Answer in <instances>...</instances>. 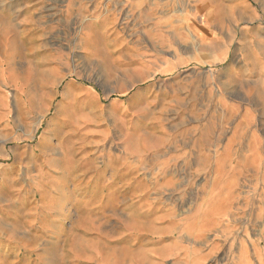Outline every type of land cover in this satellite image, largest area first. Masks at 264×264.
Here are the masks:
<instances>
[{
    "label": "rangeland",
    "instance_id": "1",
    "mask_svg": "<svg viewBox=\"0 0 264 264\" xmlns=\"http://www.w3.org/2000/svg\"><path fill=\"white\" fill-rule=\"evenodd\" d=\"M113 12L26 72L2 43L0 264H264V0Z\"/></svg>",
    "mask_w": 264,
    "mask_h": 264
},
{
    "label": "crops",
    "instance_id": "2",
    "mask_svg": "<svg viewBox=\"0 0 264 264\" xmlns=\"http://www.w3.org/2000/svg\"><path fill=\"white\" fill-rule=\"evenodd\" d=\"M116 1L0 0V48H2L4 42L11 43L13 58L18 59L15 64L21 67L19 72H26V67L30 65L27 60L32 55H36L37 52L44 51L49 42L68 41L75 31L78 40L83 39L88 31L91 35L99 36L107 33L110 27L118 23L119 18L113 12ZM118 1L122 3L124 1V4L126 2V0ZM78 27H80L79 30ZM85 27H88V29H85ZM3 57L4 55L0 51V71H2ZM57 173L60 172L57 170ZM92 183L98 185L93 181ZM106 198V196H102L99 200L93 201V195L86 194L83 199H77V202L82 203L87 209L91 208V211H95L100 207L99 202L104 201ZM114 207L113 201L111 204L106 205L107 212L105 214L108 221L111 217L113 218ZM48 215L50 214L48 213ZM65 216V218H68L67 215ZM56 218L54 221H57ZM62 218V222H57L61 226L59 229L65 228L63 226L65 218ZM79 220H83V216L80 214ZM74 221L77 223V219ZM52 225L57 226L58 224ZM79 225L85 233L93 234L95 231L93 227L85 224V222H80ZM77 227L76 224L75 228ZM17 246L26 248L23 243L19 242ZM140 252L138 251L136 254L140 255ZM175 255V259L172 260H177L176 264H192L191 248H184V250L177 248ZM90 261L95 264L94 260Z\"/></svg>",
    "mask_w": 264,
    "mask_h": 264
},
{
    "label": "bare ground",
    "instance_id": "3",
    "mask_svg": "<svg viewBox=\"0 0 264 264\" xmlns=\"http://www.w3.org/2000/svg\"><path fill=\"white\" fill-rule=\"evenodd\" d=\"M22 239H18L17 241H21Z\"/></svg>",
    "mask_w": 264,
    "mask_h": 264
}]
</instances>
